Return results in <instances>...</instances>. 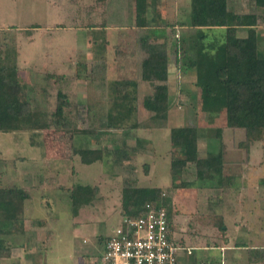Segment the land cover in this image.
<instances>
[{
    "label": "rangeland",
    "instance_id": "obj_1",
    "mask_svg": "<svg viewBox=\"0 0 264 264\" xmlns=\"http://www.w3.org/2000/svg\"><path fill=\"white\" fill-rule=\"evenodd\" d=\"M155 1L164 14L158 23L168 27L165 125L137 128L145 114L134 104L120 128L105 132L104 113L118 101L116 83H139L128 60L131 43L142 35L135 30V0H0V59L6 53L14 58L24 98L48 126L46 131L0 133V187L29 195L21 221L12 228L0 221V255L9 253L0 264H94L100 240L126 217L120 207L125 180L135 188H159V202L169 200L173 239L191 248L185 254L177 243L180 264H246L241 249L264 248V138L245 144L242 129L226 126L225 93L213 76L225 29L189 28V0L150 3ZM230 4L246 12L238 0ZM153 15L150 5L146 18ZM256 31L262 52L264 23ZM236 37H246V30H237ZM192 56L210 65H187ZM200 84L211 88L212 97L199 92L206 102L195 97ZM58 91L68 101L62 116L72 128L70 138L57 132L53 122ZM179 127L196 128L198 158L220 147L221 177L228 179L221 186L216 179H196L192 165L170 176L169 130ZM218 130L219 142L214 139ZM119 147L127 155L120 165L108 155ZM82 149L99 150L101 159L81 164L74 151ZM75 185L95 187L97 193L88 205L72 210L68 193Z\"/></svg>",
    "mask_w": 264,
    "mask_h": 264
},
{
    "label": "trees",
    "instance_id": "obj_2",
    "mask_svg": "<svg viewBox=\"0 0 264 264\" xmlns=\"http://www.w3.org/2000/svg\"><path fill=\"white\" fill-rule=\"evenodd\" d=\"M150 1L152 0H135L137 19L135 30L142 32V35L137 38V41L131 43L132 46L130 45L129 53L131 57L134 56L135 62L130 56L128 60L129 63H133V68L129 70L135 74L137 72L139 83L136 84L133 79L116 83L115 95L118 96V101L115 103V108L114 105L109 108L116 109V111L112 114L108 109L104 113L102 127L105 132L120 128L123 123L122 116H127L130 109L135 108L144 111L145 117L141 120L147 121H144L143 126L139 125L137 128H147L146 123H149L147 129L163 128L165 125L169 106L168 57L165 45V32L168 27L159 25L158 17L161 18L164 14L157 7V1L154 4ZM231 1L189 0L185 20L186 25L192 29H225L221 62L213 70V76L216 85L225 93L226 126L242 129L245 137L244 143L249 144L264 138V49L260 52L257 47L259 35L256 31L258 24L264 23V0H238L239 8L247 7L246 12L242 10L236 12V8L230 4ZM150 5L154 7V15L146 18ZM141 14H144V17H140ZM239 29L246 30V37H236V31ZM138 57L140 59H136ZM209 61L192 56L188 59L187 65L203 68L207 64L210 65ZM196 76L198 80L199 74ZM137 86L141 88L142 92L138 91ZM129 88H133V91H128ZM23 90L24 87L16 75L14 58L6 53L4 58L0 59V133L46 131L48 129L41 113L33 110L30 102L24 98ZM202 91L208 97L213 96L209 86L200 84L195 95L200 101L206 100L199 97V92ZM55 96L56 106L52 114L53 122L57 125L59 130L57 132L63 135L67 134L70 138L72 128L65 123L62 116L63 109L69 106L68 101L66 96L59 91ZM196 103L198 104L197 99ZM119 109L125 110L119 113ZM42 116L45 117L43 114ZM54 131L56 130L54 129ZM219 133L220 130L215 131L214 137L218 142ZM196 140L197 131L194 127H179L169 130V143L174 156L169 163L170 176L179 175L187 165H192L195 169L196 179L206 182L216 179L218 185L221 186L220 184L228 179L221 177L220 147L215 153H207L206 157L201 159L198 158ZM29 145L32 147L31 144ZM121 148L108 151V155L112 153L114 158L113 164L120 165L125 159L127 160L125 148L123 147V150ZM74 152L79 155L80 163L84 165H90L101 159L99 150L82 149ZM125 182L127 186L122 189L120 200L124 216L138 217L143 212L145 202L160 200L161 190L159 188H135L131 184V180H125ZM188 185L191 186V184ZM96 191L95 187L86 185L73 186L68 193L69 205L72 210L88 205L96 195ZM28 197V193L22 189L0 187V221L7 222L11 228L17 220L21 221L19 216L24 208L23 203ZM168 203V199L161 200V204L166 210L167 223L172 230L173 211L167 208ZM217 227L219 230L224 229L223 225L219 223ZM105 240L106 238H102L100 244L102 245ZM3 252L5 256L9 254L7 250H3ZM246 261L247 264H260L264 261V248L246 249Z\"/></svg>",
    "mask_w": 264,
    "mask_h": 264
},
{
    "label": "built area",
    "instance_id": "obj_3",
    "mask_svg": "<svg viewBox=\"0 0 264 264\" xmlns=\"http://www.w3.org/2000/svg\"><path fill=\"white\" fill-rule=\"evenodd\" d=\"M178 245L159 201L143 204L140 216L124 217L102 244L94 264H180Z\"/></svg>",
    "mask_w": 264,
    "mask_h": 264
},
{
    "label": "crops",
    "instance_id": "obj_4",
    "mask_svg": "<svg viewBox=\"0 0 264 264\" xmlns=\"http://www.w3.org/2000/svg\"><path fill=\"white\" fill-rule=\"evenodd\" d=\"M196 30V29H194ZM245 30V29H244ZM168 56V55H167ZM178 56V55H176ZM167 78H168V70H167ZM241 166V165H240ZM243 168L245 169L246 168V164H243ZM171 222H173V220L171 219ZM112 230V229H111ZM172 231V230H171ZM172 235H173V231H172ZM176 242V244L178 243L182 248L181 249H184V253L186 254L187 251H189L191 248H188V247H185L184 245L182 246V244L180 243V241L178 242L177 240H174ZM220 250H226V249H223V248H220ZM241 250H246V249H241ZM181 251V250H180ZM189 255V254H187ZM186 256V255H185ZM184 257V256H183ZM178 260H179V263H180V257L178 256ZM246 261V259H245ZM187 262V263H186ZM185 263L186 264H189L188 260L186 261ZM246 264H247V261H246Z\"/></svg>",
    "mask_w": 264,
    "mask_h": 264
}]
</instances>
